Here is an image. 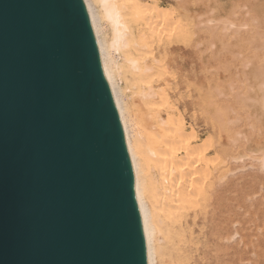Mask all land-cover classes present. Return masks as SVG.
Instances as JSON below:
<instances>
[{
  "label": "water",
  "instance_id": "obj_1",
  "mask_svg": "<svg viewBox=\"0 0 264 264\" xmlns=\"http://www.w3.org/2000/svg\"><path fill=\"white\" fill-rule=\"evenodd\" d=\"M0 264H149L85 0H0Z\"/></svg>",
  "mask_w": 264,
  "mask_h": 264
},
{
  "label": "bare ground",
  "instance_id": "obj_2",
  "mask_svg": "<svg viewBox=\"0 0 264 264\" xmlns=\"http://www.w3.org/2000/svg\"><path fill=\"white\" fill-rule=\"evenodd\" d=\"M85 2L136 174L148 263L230 264L233 208L226 179L243 145L233 124L239 114L254 116L259 101L264 107V0L250 8L251 22L236 21L239 6L220 18L202 15L191 0ZM216 19L221 24L214 31H233L236 45L258 57L228 83L218 80L220 88L210 82L206 89L195 58L186 71L181 40L193 38L195 53L201 25ZM233 100L239 114L232 115ZM260 153L264 170V149Z\"/></svg>",
  "mask_w": 264,
  "mask_h": 264
},
{
  "label": "rangeland",
  "instance_id": "obj_3",
  "mask_svg": "<svg viewBox=\"0 0 264 264\" xmlns=\"http://www.w3.org/2000/svg\"><path fill=\"white\" fill-rule=\"evenodd\" d=\"M193 1L191 0V3ZM254 2L255 0H197L192 4L196 5L199 12L204 11L202 15L220 18L230 16L231 11H235L239 6L242 16L236 21L241 22L246 17L247 21L251 22L250 8ZM212 8L215 12L211 11ZM202 19L206 20V17ZM220 24L216 19L208 23V26L201 25L200 36L196 38L198 45L195 53L190 50L193 38L181 40L180 56L185 61L186 71L191 70L192 59L195 58V69L206 89L210 82L211 88H220L216 86L217 82L228 83L232 75H241L244 70H249L254 64V59L258 57L254 51H242L241 47L236 45L238 36L232 33L233 31L229 36L214 31V28H217L215 26L219 27ZM255 92L261 95L259 90ZM217 96L222 99L221 95ZM230 104L233 108L232 115L239 114L236 100ZM209 106L214 112L215 104ZM251 112L254 116L239 114V120L233 124L239 131L243 145L234 151L237 157L230 160L226 179L229 183V201L233 208L228 226L229 239L226 241L231 250L230 264H264V170L259 159L260 151L264 149V107L260 105V101L251 108Z\"/></svg>",
  "mask_w": 264,
  "mask_h": 264
}]
</instances>
